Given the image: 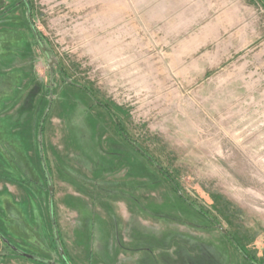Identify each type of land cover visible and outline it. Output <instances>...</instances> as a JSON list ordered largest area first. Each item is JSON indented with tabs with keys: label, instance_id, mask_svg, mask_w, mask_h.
Returning <instances> with one entry per match:
<instances>
[{
	"label": "rangeland",
	"instance_id": "1",
	"mask_svg": "<svg viewBox=\"0 0 264 264\" xmlns=\"http://www.w3.org/2000/svg\"><path fill=\"white\" fill-rule=\"evenodd\" d=\"M27 1L50 61L0 0V264H264V1L205 46L224 5Z\"/></svg>",
	"mask_w": 264,
	"mask_h": 264
},
{
	"label": "crops",
	"instance_id": "2",
	"mask_svg": "<svg viewBox=\"0 0 264 264\" xmlns=\"http://www.w3.org/2000/svg\"><path fill=\"white\" fill-rule=\"evenodd\" d=\"M188 3L199 2L201 6L209 5L212 7V5H224V7L227 8L226 13L220 17L219 23L216 25H212L211 23L208 24V36H203L199 38L200 43H202V46H205L208 41L212 40L216 42L217 40H220L225 35L231 33L235 28H238L240 24L243 22H246V17L249 13V9L252 7L251 3L255 0H185ZM190 1V2H189ZM264 1V0H263ZM256 2V1H255ZM186 4V3H185ZM186 7V6H185ZM246 32L248 34H246ZM244 30L245 37L248 35H251L254 31L248 32L247 30ZM219 33V36L216 34ZM203 34V33H202ZM243 34L241 36H243ZM255 35L258 34V32L254 33ZM242 38V37H241ZM234 41L231 44L230 49H235L236 46H238V43H235ZM229 52L223 54L222 52H219L218 59H222V57ZM211 61H205V67L209 68ZM207 72V69H206Z\"/></svg>",
	"mask_w": 264,
	"mask_h": 264
},
{
	"label": "water",
	"instance_id": "3",
	"mask_svg": "<svg viewBox=\"0 0 264 264\" xmlns=\"http://www.w3.org/2000/svg\"><path fill=\"white\" fill-rule=\"evenodd\" d=\"M29 5L27 4V6L26 7H28ZM27 20H29V23H30V26H31V28H32V30H33V32H34V35L36 36V38H38V33H36L37 31H35V29H34V26H33V24H32V20H31V9H30V7H28V19ZM38 42L40 43V45L39 46H41V48H42V50L48 55V57H49V54L46 52V48L44 47V46H42L43 44L39 41V39H38ZM49 61H50V57H49ZM29 257V256H28Z\"/></svg>",
	"mask_w": 264,
	"mask_h": 264
},
{
	"label": "trees",
	"instance_id": "4",
	"mask_svg": "<svg viewBox=\"0 0 264 264\" xmlns=\"http://www.w3.org/2000/svg\"><path fill=\"white\" fill-rule=\"evenodd\" d=\"M22 1H23V3H24L25 7L27 6V4L29 5V3H28L27 0H22ZM26 8H27V7H26ZM168 181H169V180H168ZM170 182H171V181H170ZM171 184H172V183H171ZM202 215H203V213H202ZM232 240H233V238H232ZM238 245H239V244L236 245V249H237V250H240V249H241L242 252H243L244 254H246V253L244 252L245 249H243V247L238 246ZM65 256H66V255H64V256H62V257H64V261H65L66 263H68V260H67V258H66ZM247 257H248V256H247ZM247 259H248L252 264H256V263H254L253 261H251L249 257H248Z\"/></svg>",
	"mask_w": 264,
	"mask_h": 264
},
{
	"label": "flooded vegetation",
	"instance_id": "5",
	"mask_svg": "<svg viewBox=\"0 0 264 264\" xmlns=\"http://www.w3.org/2000/svg\"><path fill=\"white\" fill-rule=\"evenodd\" d=\"M29 7V6H28ZM28 7H27V11H28ZM32 29V28H31ZM33 31V30H32ZM34 33V32H33ZM35 38H36V36H35ZM38 39H39V41L43 44V42H42V40H41V38L39 37V35H38V38H36V40H37V42H38ZM38 44L40 45V43L38 42ZM170 182V181H169ZM171 183V182H170Z\"/></svg>",
	"mask_w": 264,
	"mask_h": 264
}]
</instances>
